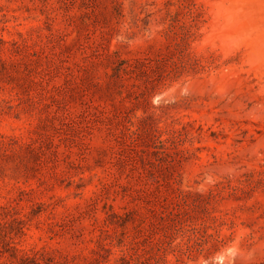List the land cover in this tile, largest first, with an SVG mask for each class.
Returning a JSON list of instances; mask_svg holds the SVG:
<instances>
[{"label":"rangeland","instance_id":"374dc122","mask_svg":"<svg viewBox=\"0 0 264 264\" xmlns=\"http://www.w3.org/2000/svg\"><path fill=\"white\" fill-rule=\"evenodd\" d=\"M0 264H264V0H0Z\"/></svg>","mask_w":264,"mask_h":264}]
</instances>
